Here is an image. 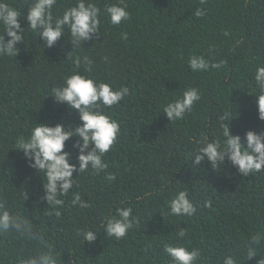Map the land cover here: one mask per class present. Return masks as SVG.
Returning a JSON list of instances; mask_svg holds the SVG:
<instances>
[{"label":"trees","instance_id":"trees-1","mask_svg":"<svg viewBox=\"0 0 264 264\" xmlns=\"http://www.w3.org/2000/svg\"><path fill=\"white\" fill-rule=\"evenodd\" d=\"M6 2L24 13L20 22L27 27L28 0ZM95 2L101 8L100 34L79 48L73 49L70 33L49 48L28 28L17 56L0 57V199L31 219L34 230L55 245L58 264H170L164 245L179 242L180 227L188 232L182 242L201 251L195 264H223L226 256L237 264H258L264 259V241L252 258L246 245L253 234L264 233V172L244 177L227 161L217 169L207 159L196 165L193 154L194 140L202 134L220 136L224 111L233 113V134L264 131L254 80L255 69L264 65V0H124L131 18L119 25H112L104 11L118 0ZM74 3L57 0L54 18ZM200 8L205 15L197 18ZM70 51L73 58L94 61L92 75L98 82L114 89L127 86L130 94L118 106L102 109L120 125L118 140L104 157L105 171L116 179L108 181L103 171L89 169L79 177L74 172L79 186L62 197L65 204L57 217L41 200L42 174L13 147L36 123H82L78 110L49 95L67 75L84 73V66L77 69L67 59ZM193 54L220 66L193 72L188 64ZM191 87L201 99L184 119L171 123L163 107ZM76 139L66 141L65 151L72 152L70 163L78 164V150L72 147ZM185 189L196 214L170 215L167 201ZM76 191L90 208L71 205ZM120 207H131L139 223L116 240L101 223ZM78 229L94 231L96 241L83 242ZM44 250L38 240L0 234V264H19Z\"/></svg>","mask_w":264,"mask_h":264},{"label":"clouds","instance_id":"clouds-1","mask_svg":"<svg viewBox=\"0 0 264 264\" xmlns=\"http://www.w3.org/2000/svg\"><path fill=\"white\" fill-rule=\"evenodd\" d=\"M206 2L207 0H200L201 4ZM28 3L30 5L26 15L28 25L22 27L20 20L24 13L22 14L6 0H0V29H2L0 57L17 56L20 50L17 45L24 43L28 28L34 34H38L49 48L53 47L66 33H70L69 39L73 49L79 48L82 43L100 34L101 8L95 0H75L73 6L68 7L61 16L55 18L53 9L57 5V0H28ZM104 11L112 25H119L122 21L131 18L124 0L105 5ZM204 15L205 11L202 8L195 12L197 18ZM5 34L8 37L7 40ZM225 35L228 33L225 32ZM67 59L72 61L77 69L84 66V73L74 71L67 75L59 86L51 88L49 95H52L58 103H66L70 109L78 110L82 123L75 127L72 124L65 126L64 123H58L55 126L36 123L29 135L19 137L13 147L22 150L29 167L42 174L45 194L41 200L47 203L53 210L51 214L57 217L61 216V209L65 204L62 197L68 196L74 185L79 186L77 177L80 174L91 169L96 174L105 172L108 181L116 179L114 173L105 171L108 164L104 157L117 142L120 125L102 109L118 106L130 94L127 86L114 89L107 82H98L92 75L94 61L90 58H73L70 51L67 53ZM188 64L193 72H203L210 67L220 66L202 55L195 54L190 55ZM254 80L259 91L255 101L258 106V118L264 121V65L255 69ZM200 99L201 93L197 88H187L181 97L167 103L162 112L171 123H175L184 119ZM232 119L233 113L230 110L224 111L219 115L220 136L209 139L207 134H202L199 139L194 140V163L199 165L207 159L212 167L217 169L227 161L244 177L264 172V131L248 130L243 137L240 134H233L230 127ZM72 137L78 138L72 145L78 150V164L70 163L72 152L65 151L66 141ZM77 171L79 175L74 178L73 173ZM149 195L145 193V196ZM23 199L24 201L28 199L27 193ZM167 204L169 214L176 217H191L197 212V206L190 199L186 189L175 192ZM71 205L79 206L80 209L91 207L87 200L82 199L79 191L73 193ZM205 206L211 207V201H205ZM138 223L139 220L133 216L131 207H120L116 209L114 215L105 217L101 227L108 237L121 240ZM9 232L30 240H38L46 246V250L20 260L19 264H58L55 245L45 241L42 232L34 230L31 219L17 214L7 206L5 200L0 199V234ZM77 234L82 237L83 242L92 243L97 239V234L92 230L78 229ZM187 235L186 228L180 227L176 233L179 242L164 245V252L170 257V264H195L200 258L199 249H189L187 243L182 242ZM262 241H264V233H256L250 237L246 245L248 258L257 255V247ZM223 264H237V261L232 256H226ZM258 264H264V259H260Z\"/></svg>","mask_w":264,"mask_h":264}]
</instances>
